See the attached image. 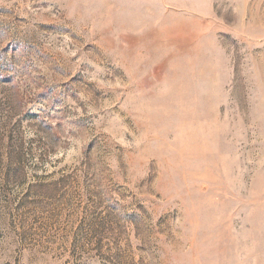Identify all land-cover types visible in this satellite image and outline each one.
<instances>
[{"label": "rangeland", "instance_id": "obj_1", "mask_svg": "<svg viewBox=\"0 0 264 264\" xmlns=\"http://www.w3.org/2000/svg\"><path fill=\"white\" fill-rule=\"evenodd\" d=\"M0 264H264V0H0Z\"/></svg>", "mask_w": 264, "mask_h": 264}]
</instances>
